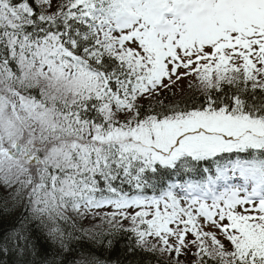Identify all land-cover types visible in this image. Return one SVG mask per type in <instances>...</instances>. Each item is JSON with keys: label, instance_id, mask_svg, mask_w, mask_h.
I'll list each match as a JSON object with an SVG mask.
<instances>
[{"label": "snow or ice", "instance_id": "1", "mask_svg": "<svg viewBox=\"0 0 264 264\" xmlns=\"http://www.w3.org/2000/svg\"><path fill=\"white\" fill-rule=\"evenodd\" d=\"M121 238L264 264V0H0V264Z\"/></svg>", "mask_w": 264, "mask_h": 264}, {"label": "trees", "instance_id": "2", "mask_svg": "<svg viewBox=\"0 0 264 264\" xmlns=\"http://www.w3.org/2000/svg\"><path fill=\"white\" fill-rule=\"evenodd\" d=\"M188 90V89H185ZM151 193V190H149ZM126 242V238H121V240L117 243L116 247L109 253L105 254L102 253V250L97 249L96 251L101 253V258H107L110 262V264H113V262H122V264H127V259L123 254V245Z\"/></svg>", "mask_w": 264, "mask_h": 264}, {"label": "rangeland", "instance_id": "3", "mask_svg": "<svg viewBox=\"0 0 264 264\" xmlns=\"http://www.w3.org/2000/svg\"><path fill=\"white\" fill-rule=\"evenodd\" d=\"M181 87H183L184 89L187 87V85L186 84H184V85H181ZM178 90H180L179 88L177 89V91Z\"/></svg>", "mask_w": 264, "mask_h": 264}]
</instances>
